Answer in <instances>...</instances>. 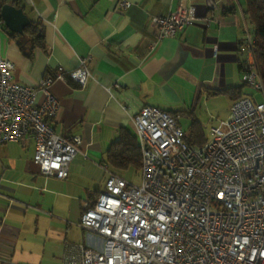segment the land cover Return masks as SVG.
<instances>
[{
    "label": "crops",
    "instance_id": "1",
    "mask_svg": "<svg viewBox=\"0 0 264 264\" xmlns=\"http://www.w3.org/2000/svg\"><path fill=\"white\" fill-rule=\"evenodd\" d=\"M191 6L199 17L211 18L209 25L188 26L151 49V19ZM20 7L39 22L42 46L29 58L18 41L27 51L30 42L0 25V57L13 63L15 83L33 86L59 66L78 68L81 58H89L92 74L84 87L71 80L50 86L59 104L56 134L82 139L67 179L39 172L31 139L0 145V264H61L69 245H98L79 220L109 175L119 176L108 160L112 143L124 131L136 136L134 117L144 106L197 118L205 85L218 78L223 86L233 84L236 71L240 83L219 90L243 85L240 66L250 24L245 0H21ZM188 99L191 111L184 110Z\"/></svg>",
    "mask_w": 264,
    "mask_h": 264
},
{
    "label": "built area",
    "instance_id": "2",
    "mask_svg": "<svg viewBox=\"0 0 264 264\" xmlns=\"http://www.w3.org/2000/svg\"><path fill=\"white\" fill-rule=\"evenodd\" d=\"M211 21L192 6L155 16L150 47ZM254 45L247 32L242 81L264 98ZM88 60L81 58L71 71L59 66L28 86L13 81V63L0 57V145L31 139L33 162L45 176L67 179L82 143L79 136L56 134L59 104L50 86L71 80L84 87L92 78ZM134 129L142 161L139 185L109 175L79 220L98 239L97 247L69 245L61 264H264V100H235L227 120L199 148L184 141L179 116L159 107L144 106Z\"/></svg>",
    "mask_w": 264,
    "mask_h": 264
},
{
    "label": "trees",
    "instance_id": "3",
    "mask_svg": "<svg viewBox=\"0 0 264 264\" xmlns=\"http://www.w3.org/2000/svg\"><path fill=\"white\" fill-rule=\"evenodd\" d=\"M20 1L21 0H11L9 4L21 8ZM5 3L6 1L0 0V10ZM245 4L246 18L254 29L255 59L264 85V0H245ZM11 35L13 37L20 36L30 42L31 48L30 51H27L23 44L18 41L20 50L29 58L32 57V52L35 47L42 46L41 27L36 20H30L29 25L24 28V33L22 35H17V33H11ZM240 69L243 70V65L240 66ZM245 86L246 85L243 83L241 86L218 90L215 91V93H227L232 96L234 100H238L243 97L242 89ZM199 127L200 122L196 119H192V122L189 125V130L183 131V139L187 144L192 146H194V144L202 146L208 141L206 138H203L202 133L199 131ZM108 160L117 170L133 168L140 172L142 161L136 136L133 137L126 131L122 132L119 139L113 142L110 146L108 150Z\"/></svg>",
    "mask_w": 264,
    "mask_h": 264
},
{
    "label": "rangeland",
    "instance_id": "4",
    "mask_svg": "<svg viewBox=\"0 0 264 264\" xmlns=\"http://www.w3.org/2000/svg\"><path fill=\"white\" fill-rule=\"evenodd\" d=\"M250 35L254 37V29L250 24ZM234 75L237 76V81L233 84H229L228 86H223L219 82V78L216 80L214 84L205 85L203 89V96L198 104V108L196 110V117L194 118L193 114H189V116H180L179 117V125L183 129V131L189 130V125L192 122V119H197L200 122V132L203 135V138L207 140H211L213 138V134L211 129L218 128L220 123L227 120L230 108L234 101L233 97L227 93L216 94L213 90L224 89L226 87L236 86L240 83L239 73L236 71ZM234 76V77H235ZM231 78V79H230ZM236 78V77H235ZM227 79L229 81H234L235 79L231 76V71L227 72ZM230 79V80H229ZM230 82V83H231ZM242 96L255 98L258 102H262L264 100L263 95L256 89L245 86L242 89ZM188 105L184 109L185 111H191L189 108L191 107L189 102L190 99L187 100ZM191 115V116H190ZM195 148H199L200 146L194 144ZM116 174L125 179L128 183L132 185H139L140 183V172L133 168H128L125 170H115ZM93 203L88 204V206H92Z\"/></svg>",
    "mask_w": 264,
    "mask_h": 264
},
{
    "label": "water",
    "instance_id": "5",
    "mask_svg": "<svg viewBox=\"0 0 264 264\" xmlns=\"http://www.w3.org/2000/svg\"><path fill=\"white\" fill-rule=\"evenodd\" d=\"M3 25L11 32L22 35L24 28L29 25L30 18L22 8L5 3L0 10Z\"/></svg>",
    "mask_w": 264,
    "mask_h": 264
},
{
    "label": "bare ground",
    "instance_id": "6",
    "mask_svg": "<svg viewBox=\"0 0 264 264\" xmlns=\"http://www.w3.org/2000/svg\"><path fill=\"white\" fill-rule=\"evenodd\" d=\"M1 21H2V19H1ZM3 22V21H2Z\"/></svg>",
    "mask_w": 264,
    "mask_h": 264
}]
</instances>
